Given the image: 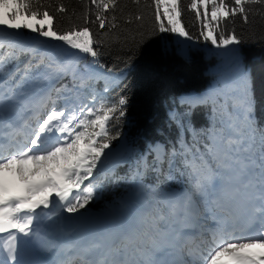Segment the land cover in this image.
I'll return each instance as SVG.
<instances>
[{
    "label": "snow or ice",
    "instance_id": "1",
    "mask_svg": "<svg viewBox=\"0 0 264 264\" xmlns=\"http://www.w3.org/2000/svg\"><path fill=\"white\" fill-rule=\"evenodd\" d=\"M90 4L96 9L94 19H86L82 26L70 25L66 30H56L55 13L67 11L63 4L53 11V6L42 0H0V26H4L0 30V81L10 78L12 85L0 87V127L13 129L12 118L25 111L29 104L48 109L28 134L24 145L12 144L9 151L0 153V233L7 232L9 236L6 250L0 244V253H5L0 264H36L26 258L29 252L45 244L55 250L56 245L40 235L36 210L41 206L49 209L51 205H58L62 211L79 217L80 209H86L93 199L94 188L99 186V181L93 183L94 173L98 165L103 164L102 156L108 157L105 150L109 149V141L120 135L110 136L109 125L125 116L126 98L97 108L94 107L97 98L93 96L89 104L57 109V100L50 95H41L39 100L28 97L29 81L41 69H44L41 79L45 84L69 73L76 78L77 68L71 64L68 51L78 50L93 58L100 55L89 25L98 24L100 29H106L107 13L116 10L117 0H90ZM154 5L160 33H177L192 39L178 26L180 0H154ZM209 5L211 16L207 11ZM257 7L264 10V0H191L187 5L208 29L207 34L201 31L203 39L215 46L214 55L219 57L222 69L217 83L223 82L229 89L243 87V96L237 100V112L229 113L227 120L216 126V131L205 134L204 155L186 148L179 139L171 145L151 146L149 157L138 161L136 174L147 165L169 182L175 181L177 174L185 176L190 186L181 191H168L161 183L148 188L156 203V212L141 219L134 231L117 237L110 244L97 238L85 245L76 252L75 264H264V226L258 235H230L231 213L226 206L228 190L242 186L251 193L250 215L259 217L264 225V128L252 123L251 80L241 66L237 49L240 41L235 35L214 34L219 22L226 23L236 15L247 22L250 15L259 14L255 11ZM202 8L205 10L201 11ZM136 19L144 17L140 15ZM21 29L63 42L68 51L38 48L20 38ZM140 35L143 38V33ZM178 53L183 55V49H178ZM23 55L33 56L38 62L29 60L22 68L15 67ZM90 79L91 76L82 75L79 87L87 89ZM55 91L59 95L61 90ZM219 91L180 96L170 119L186 131L191 125V131L197 132L193 122L197 110L210 104L215 106L213 97L216 95L218 99ZM37 176L42 178L33 179ZM36 194L39 199L35 198ZM210 215L213 218L210 235L207 229L195 235V229L202 226V221L206 223ZM200 236H208L210 250L204 251L205 241ZM194 240L198 241L195 245ZM196 255L202 259H188Z\"/></svg>",
    "mask_w": 264,
    "mask_h": 264
},
{
    "label": "trees",
    "instance_id": "2",
    "mask_svg": "<svg viewBox=\"0 0 264 264\" xmlns=\"http://www.w3.org/2000/svg\"><path fill=\"white\" fill-rule=\"evenodd\" d=\"M42 3L52 5L53 11L59 4L66 7L65 13H55L56 30H66L70 25L82 26L86 19L95 18L96 9L90 0H42ZM190 3L191 0H180L179 25L189 33L191 40L177 33L159 32L154 0H117L116 10L107 13L109 24L106 29H100L98 24L89 25L94 33L96 50L100 53L97 58L74 49L68 51L64 49L63 42L45 41L44 37L28 29L19 31L21 39L32 42L38 48L68 51L72 65L74 58L80 56V68L91 67L102 72L100 76L86 75L91 76L87 81V89L79 87L81 76L77 78V97L95 96L97 103L94 107L97 108L103 104H113L120 98L127 100L125 116L109 125L110 136L120 135L109 141V149L105 150L108 157L105 159L102 156L103 164L98 165V171L94 173L95 183L99 181L95 193L101 199L90 200L87 205L89 209L104 212L111 205V208L116 207L137 178V163L147 145L156 140L171 145L179 139L181 129L187 132L170 119V113L177 109L176 101L180 96L219 89L218 99L216 95L213 97L215 106L210 104L197 110L193 122L206 128L217 117L225 120V84L221 82L212 87L216 79L212 73L220 59L214 55L215 46L211 45V41L203 39L201 31L207 34L208 29L202 26L195 10L187 8ZM207 11L211 16L210 5ZM255 11L259 14L250 15L247 22L241 15L228 19L226 23L219 22L215 25L217 33L214 34L224 33L227 36L230 31L224 26L231 27L233 33L230 34L240 41L237 46L240 60L248 67L251 80L252 123L259 127L258 120L264 121V10L257 7ZM140 15L144 17L143 20L136 19ZM165 24L167 26L166 18ZM3 28L0 26V30ZM140 33H143V38ZM125 37L128 39L125 40ZM186 42L195 44L192 46L193 51L188 49ZM180 48L183 49V55L178 53ZM238 88L233 86L225 91L229 93L232 107H238L237 100L243 96L242 86L240 91ZM111 151L114 154H110ZM108 170L112 173H104ZM103 173L106 178H101ZM141 173L139 176L145 187V197L149 203L155 202L147 191L156 185L151 181L152 171L146 165Z\"/></svg>",
    "mask_w": 264,
    "mask_h": 264
},
{
    "label": "rangeland",
    "instance_id": "3",
    "mask_svg": "<svg viewBox=\"0 0 264 264\" xmlns=\"http://www.w3.org/2000/svg\"><path fill=\"white\" fill-rule=\"evenodd\" d=\"M178 26H180V25H178ZM224 27L227 28L228 31H230L227 35H232L230 33H233V29L231 27H227V26H224ZM43 39L45 41H47V40L50 41L51 40V39H48V38H43ZM186 43L188 45V49L191 50V51H193L194 49L192 48V46H194L195 44L192 43V42H186ZM219 68H220V63H218V64H216L214 66V71L212 73V76L213 77H216V79H215V82L213 83L212 87L216 86L217 81L219 80V72H216L215 73V71L217 69H219ZM244 70L248 74V72H247L248 71V67L245 66V69ZM77 72L78 73H81L80 70H78ZM94 72H95L96 75H100V71L95 70ZM71 76L72 75L70 74L69 75V79L71 78ZM47 85H49V83ZM240 87L239 88L237 87L239 91L241 90ZM242 93H243V87H242ZM224 94H225L224 95V100H223L224 103L231 102V100L228 97L229 93L228 92H224ZM65 101H66V99H65ZM155 144H157V143H155ZM110 154H114V153L111 151ZM38 177H40V176L34 177L33 179H37ZM40 178H42V177H40ZM132 193H131L132 195L130 194L129 196L134 201L133 204H132V206H134V209L136 210V216H137L138 211H141V209L143 208V203H144L143 202V199H142V191H141V185H140L139 181H137L135 183V189L133 190ZM125 200H126V198L123 199L122 201H120V203H119V205L117 207L110 209L108 212L113 211V210H116V209L120 210L122 208V206L124 205V201ZM106 206H108V204H106ZM111 207H112V205H111ZM111 207H109V208H111ZM38 209L41 210L42 209V206H41V208H38ZM49 209L50 210L55 209L58 212H63L64 213V216H65L64 224L67 225L68 227L69 226H71V227H74L75 226L76 227V228L74 227L73 230L71 229V231H68L67 237L65 239V240L70 239L72 241L74 239H78V236L75 235L72 232H79L81 230V228H86V227H87L86 228V231L87 230L88 231H93L94 229L96 230L98 227L101 226V223H103L104 218H106L108 216V212H106V213H94L93 211L86 212L85 210L80 209L81 215L78 217L76 214H68V213L62 211V209L58 205H51ZM80 237L82 238L83 235H81ZM79 242L82 243L81 240ZM106 242L108 244V240ZM85 243L87 244V243H90V242L88 241V242H85Z\"/></svg>",
    "mask_w": 264,
    "mask_h": 264
},
{
    "label": "bare ground",
    "instance_id": "4",
    "mask_svg": "<svg viewBox=\"0 0 264 264\" xmlns=\"http://www.w3.org/2000/svg\"><path fill=\"white\" fill-rule=\"evenodd\" d=\"M35 180H39V179H35ZM230 189H233V188H230ZM232 197L236 201L239 199V197H245V203H247L251 196L249 195L248 192H245V195H244L242 193V190L239 189V187H238V190H236V192L234 194H232ZM35 198L39 199V194H36V197ZM226 198H228V197H226ZM132 204H133V200H132V198L130 196H128L126 198V200L124 201V205L122 206V208L120 209V211L121 212H124L126 210L134 209V206H132ZM50 213H52V214L49 215V214H46V213H42L39 216H37V218L40 221V223H39L40 235L41 236H45V237H49V240H50L51 243H54L53 240L57 236H59L60 240L63 237L66 239L67 234H68V231L63 227L65 224L63 225V217H62V215L61 214H57L55 211L54 212H51L50 211ZM103 223L101 224V227L103 226ZM74 227H72L71 229L73 230ZM81 229H83V228H81ZM80 234L81 235L84 234L83 241L82 242H86V241L93 242L97 238H103V240L105 241L106 238H107V237H105V234L106 233L104 231H101L100 228L98 230L91 231V232H88V233L85 232V230L83 229V230L80 231ZM78 240H81V239L78 237ZM65 242L66 243L64 245L72 246L67 253L66 252H63V254L65 256H68V257L70 255V252L76 253L78 250L82 249L81 248L82 245H85L84 243H82L81 246H79L78 243H76V242H74V240L72 241L70 239L65 240ZM54 244L56 246H58V248H60L63 245L62 242L54 243ZM44 248H49V245L48 244H45L42 248L39 249V251L42 252V249H44ZM45 252H44V255H45ZM51 254H52L51 252H48V256L49 257H51Z\"/></svg>",
    "mask_w": 264,
    "mask_h": 264
},
{
    "label": "water",
    "instance_id": "5",
    "mask_svg": "<svg viewBox=\"0 0 264 264\" xmlns=\"http://www.w3.org/2000/svg\"><path fill=\"white\" fill-rule=\"evenodd\" d=\"M222 69L221 68H219V69H217V71L216 72H220Z\"/></svg>",
    "mask_w": 264,
    "mask_h": 264
}]
</instances>
